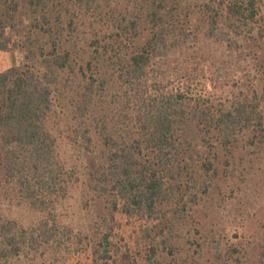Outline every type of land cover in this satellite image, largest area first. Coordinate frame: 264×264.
<instances>
[{
	"label": "trees",
	"instance_id": "16d2710c",
	"mask_svg": "<svg viewBox=\"0 0 264 264\" xmlns=\"http://www.w3.org/2000/svg\"><path fill=\"white\" fill-rule=\"evenodd\" d=\"M24 3L43 14L29 17L21 34ZM83 10L89 15L79 20ZM9 29L23 61L0 72V183L53 213L77 171L59 152L68 143L94 182L92 219L102 223L91 236L96 264H129L124 252L112 255L108 222L116 212L153 214L164 234L174 216L160 206L194 193L212 167L196 164L202 139L230 144L247 130L264 134L250 98L255 86L264 91V0H0V49L10 45ZM65 74L79 78L78 89ZM69 91L79 117L88 116L74 125L64 123ZM49 221L40 223L44 238ZM8 231L1 226L0 237L11 240ZM150 233L140 240L148 259L158 246Z\"/></svg>",
	"mask_w": 264,
	"mask_h": 264
},
{
	"label": "rangeland",
	"instance_id": "374dc122",
	"mask_svg": "<svg viewBox=\"0 0 264 264\" xmlns=\"http://www.w3.org/2000/svg\"><path fill=\"white\" fill-rule=\"evenodd\" d=\"M54 1L71 3L73 0ZM19 13L25 21L19 27L21 34L28 30L25 25H29V17L43 14L33 11L26 3ZM19 13L15 15L16 21ZM77 15L79 20H85L89 11L83 10ZM14 34L15 31H7L12 40L7 49H0V72L23 61V51L14 43L20 37ZM172 58L181 62L184 57L176 51ZM12 60L14 64L10 65ZM65 79L79 88V78L65 74L62 81ZM206 88L210 89L209 84ZM75 94L70 91L65 94L66 125L88 119L87 115L79 117ZM254 94L250 93V98L264 115L261 85L255 86ZM236 136L233 143L214 145L205 137L202 147H194L196 164L212 162L208 173L202 174L199 165H193L201 174L199 182L205 180L208 186L204 182L178 203L160 206V213L169 207L174 216L171 224L165 225L164 234L158 235L160 231L154 227L153 214L140 217L115 213L108 227L112 228L111 250L116 260L124 252L126 255L122 257L129 264H264V134L260 136L259 132L247 130ZM59 149L63 161L76 166L77 171L67 192L54 200L53 213L47 214L21 200L20 191L11 183H0V228L5 226L13 234L11 240L0 237V264H96L91 257V236L102 228V223L99 221L96 225L92 219L90 189L94 182L89 180L90 176L68 143H62ZM102 153L96 149L95 156L103 159ZM46 215L54 222L49 221L47 228L51 235L44 238L40 223ZM146 229L158 245L151 259L147 258V246L140 242Z\"/></svg>",
	"mask_w": 264,
	"mask_h": 264
},
{
	"label": "crops",
	"instance_id": "0c3cea01",
	"mask_svg": "<svg viewBox=\"0 0 264 264\" xmlns=\"http://www.w3.org/2000/svg\"><path fill=\"white\" fill-rule=\"evenodd\" d=\"M14 64V62H13V60L10 62V65H13Z\"/></svg>",
	"mask_w": 264,
	"mask_h": 264
}]
</instances>
